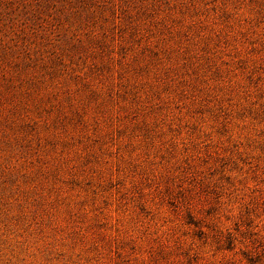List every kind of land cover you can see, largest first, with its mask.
Returning a JSON list of instances; mask_svg holds the SVG:
<instances>
[{
    "label": "rangeland",
    "instance_id": "374dc122",
    "mask_svg": "<svg viewBox=\"0 0 264 264\" xmlns=\"http://www.w3.org/2000/svg\"><path fill=\"white\" fill-rule=\"evenodd\" d=\"M0 264H264V0H0Z\"/></svg>",
    "mask_w": 264,
    "mask_h": 264
}]
</instances>
